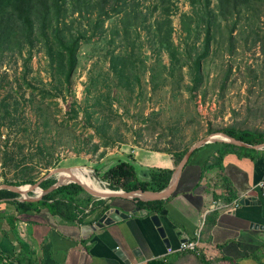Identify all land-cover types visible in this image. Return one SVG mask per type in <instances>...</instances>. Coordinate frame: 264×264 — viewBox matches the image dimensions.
<instances>
[{"label":"rangeland","instance_id":"1","mask_svg":"<svg viewBox=\"0 0 264 264\" xmlns=\"http://www.w3.org/2000/svg\"><path fill=\"white\" fill-rule=\"evenodd\" d=\"M117 1L114 11V0H65L58 25L53 8L32 37L0 35V185L81 166L99 187L121 190L105 178L121 161L150 180L160 168L143 169L144 153H167L177 166L223 129L264 133V0L226 15L219 0ZM159 27H172L173 60ZM61 38L77 41L70 71L65 58L57 63ZM169 264L203 263L184 255Z\"/></svg>","mask_w":264,"mask_h":264},{"label":"crops","instance_id":"2","mask_svg":"<svg viewBox=\"0 0 264 264\" xmlns=\"http://www.w3.org/2000/svg\"><path fill=\"white\" fill-rule=\"evenodd\" d=\"M210 143L191 154L174 192L154 200L160 201L159 209L140 205L143 200L136 197L90 196L82 211L69 219L42 204L19 212L18 193L0 197V264H148L163 258L170 263L184 255L205 258L209 264H264V197L256 186L264 179V148ZM222 148L226 152L221 165L205 167ZM141 158L148 164L143 169L176 167L164 152L144 153ZM243 197L252 200L242 204ZM98 199L107 201L103 206ZM112 207L128 216L83 231ZM154 214L165 237L152 220ZM199 228V254H168V247L177 249L181 241L195 239Z\"/></svg>","mask_w":264,"mask_h":264},{"label":"trees","instance_id":"3","mask_svg":"<svg viewBox=\"0 0 264 264\" xmlns=\"http://www.w3.org/2000/svg\"><path fill=\"white\" fill-rule=\"evenodd\" d=\"M65 0H0V35L4 38H7L9 36H25L27 38H30L33 36L34 32V26L36 24V20L41 17L42 19H48L51 16L52 9L55 8L57 11L55 18L57 21V25L59 23V17L60 13V7L63 4ZM103 4H106L109 0H101ZM114 4L111 6V10L116 11L117 10V4L119 1L116 2L114 0ZM242 1V3H249L253 0H219L221 5L225 4V12L224 14L230 13L232 10L229 9L237 7V4ZM59 8V10H58ZM104 13H107L106 10H103ZM165 12L168 13L170 10L165 9ZM130 19V16L128 15V12L125 11V15L123 17V20H126V24L128 23V20ZM170 21V18H165V21H163V25H165ZM56 25V26H57ZM161 31H165L164 36H161L159 39V43L165 45V47L168 49L170 56L172 57V60L176 56V52H174V48H171L173 46L170 36L172 34V27H169L167 29H162L159 27V34ZM190 31V29H188ZM209 36H207V45H209ZM168 42V43H167ZM60 49L57 50V63L61 66L63 65L64 58L66 60V63L69 66V71L75 66L76 62V56H75V50L77 41L72 40V43L69 46H65L64 42H62V38L60 39ZM63 49H65V53H63ZM176 50V49H175ZM63 62V63H62ZM194 75H196V79L198 78V75L201 70V61L195 60L194 61ZM197 82V80H195ZM223 131L231 136H234L238 139H241L247 143L250 144H257L264 141V133L262 132H256L251 130H238L234 128H226L223 129ZM217 144H222V146H225L227 148L228 146H233L231 143L226 142H216ZM211 143L204 144L203 146L195 149L192 154H195L202 148L210 145ZM227 146V147H226ZM220 152L218 153V156L216 157V160L213 162V164L206 163L207 165L205 167L209 166H220L222 162V158L224 153L226 152V149H219ZM158 174H154L153 177H151L150 180H142L137 175V168L136 166L129 162V161H121L118 164L110 167L105 174V178L109 179L110 187L113 189H124L126 191L132 190V189H152V190H160L167 186V184L170 181L172 170L171 169H159ZM63 176V175H62ZM76 178V177H75ZM78 179V178H76ZM36 179L29 178L26 180H23L21 182H12L9 184L13 185H22L27 183H34ZM55 182L54 178H48L44 180L41 183L42 188H48L50 185H52ZM86 182V181H84ZM79 184L71 183L59 186L58 188L54 189L53 191L45 194L42 199L38 202H28V201H18L16 202V205L18 207L19 212L21 213L26 210H30L32 207H35L37 204H42L47 206L51 212L57 213L65 218L72 219L76 216V213L81 212V206L83 207L84 204L86 205L92 200L90 196L88 197H80V192L85 190L82 182H78ZM89 184L88 182H86ZM90 185V184H89ZM83 188V189H82ZM87 190V189H86ZM17 192L10 189H0V197L2 196H13ZM97 204L103 205L107 200L106 199H98ZM160 203V201H149V202H143L140 201V205H147L151 206V209H159L161 206H157V204ZM107 206V205H106ZM105 206V207H106ZM104 207L102 208L101 212L104 211ZM201 261L203 264H209V261L205 258H201ZM148 264H169V262L165 260H150Z\"/></svg>","mask_w":264,"mask_h":264},{"label":"water","instance_id":"4","mask_svg":"<svg viewBox=\"0 0 264 264\" xmlns=\"http://www.w3.org/2000/svg\"><path fill=\"white\" fill-rule=\"evenodd\" d=\"M217 135L225 137V139H223L222 137H217L216 134H211L208 137L200 139L198 142L194 143L191 146V148L184 154L182 159L179 161V163L177 164V166L173 170V173L171 175L170 181L167 184V186L160 189V190L137 188V189H132L129 191L121 189V190H111L109 192H103V191H100L97 189H92V190H86L85 189V191H82L80 193H84L88 196H94L97 198H112V197L135 198L136 197L137 199L143 200V201H154V200H159V199H165V198L169 197L174 192L176 185L178 183V177L181 174L185 164H187V162H188L191 154L193 153V151L196 148L202 146L203 144L209 143V142H226V143H231V144H234L237 146L264 148V141L259 143V144H256V145H251V144H249V143H247L241 139H238L234 136H231L225 132H219V133H217ZM65 169L71 170L72 167H70V166H57L53 170L49 171L48 174H46L42 178H39L34 183H27L29 185V187L26 190H22V191L17 192L19 195L18 199L22 200V201H35V200L42 198L45 194L53 191L57 187H59L63 184L69 183V182H73V180H75V179L67 180V179L63 178L62 176H58L55 183L50 185L48 188H45V189L42 188L41 183L44 180L49 178L51 175H53L55 173L57 174L58 172L65 170ZM8 185L13 186V187H21L20 185L1 184L0 189H6V186H8ZM22 185H24V184H22ZM36 190H40V192L36 194L35 193ZM31 192H33L34 194H30ZM251 200H252V198H250V197H243L240 199V203L249 204L251 202ZM126 216H128V214L126 212L119 211L117 208L112 207V208L107 209L105 211V213L98 219V222L96 224H94L92 226L84 227L83 231L91 229V228L94 229V228H96V226H102L105 223H110V222H113L115 220H119L120 218H125ZM152 220L154 221V223L158 227V231L160 232L161 236L165 237V231H164L163 226H161L159 216L157 214H154L152 216Z\"/></svg>","mask_w":264,"mask_h":264},{"label":"bare ground","instance_id":"5","mask_svg":"<svg viewBox=\"0 0 264 264\" xmlns=\"http://www.w3.org/2000/svg\"><path fill=\"white\" fill-rule=\"evenodd\" d=\"M217 137H222L220 135H217ZM223 139H225V137H222ZM65 174L62 176L63 178L67 179V180H72V179H75L73 180V182H82L84 187L87 189V190H92V189H98V190H102L103 192H109L111 190L109 189H104V188H101L99 187L93 180V178L91 177L89 171L86 169V168H83L81 166H77V167H73L71 170H62ZM62 172V173H63ZM61 173V174H62ZM78 179H76V178ZM264 180V179H262ZM88 182L89 184H87L86 182ZM21 187H13V186H6V189H10V190H14L16 192H19V191H22V190H26L29 185L28 184H24V185H20ZM40 190H36L35 193H39Z\"/></svg>","mask_w":264,"mask_h":264},{"label":"built area","instance_id":"6","mask_svg":"<svg viewBox=\"0 0 264 264\" xmlns=\"http://www.w3.org/2000/svg\"><path fill=\"white\" fill-rule=\"evenodd\" d=\"M256 186L259 188V190H261V193L264 197V180H260L257 182ZM234 205L237 204V199L234 201ZM227 207H229L228 205H225ZM201 230L202 228H199L196 233H195V239H186L181 241L179 247L177 249L168 247V252L172 253V252H177V251H192L194 253L199 254L200 250H199V238L201 237Z\"/></svg>","mask_w":264,"mask_h":264}]
</instances>
